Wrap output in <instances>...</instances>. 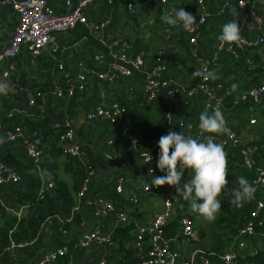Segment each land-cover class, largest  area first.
Wrapping results in <instances>:
<instances>
[{
	"label": "crops",
	"instance_id": "crops-1",
	"mask_svg": "<svg viewBox=\"0 0 264 264\" xmlns=\"http://www.w3.org/2000/svg\"><path fill=\"white\" fill-rule=\"evenodd\" d=\"M66 1L49 0L57 14L66 12ZM69 1L75 5L78 0ZM237 1L203 0L208 17L199 38L195 44H191L190 37L182 26H165L157 0H94L85 10L87 24L77 25L67 33L54 37L51 46L57 48L55 55L46 48L40 55L31 56L23 47L13 62L14 70L8 78H3L5 64H0V83L8 86L7 94H0V138L5 141L0 143V158L22 177L19 184L0 187V260H7L11 253L6 251L8 244L1 241V234L4 231H16V223L12 226L13 219L17 218V213L20 218L28 214L29 204L37 201L39 187L48 181L54 183V179L64 182L72 191L74 208L79 203L77 193L89 167L91 182L78 209L73 211L72 208L70 216H66L61 201L55 199L56 213L49 216L45 210L47 218L40 225L39 232L26 241L32 244L14 249L12 257L19 264H37L47 254L58 252L64 247L67 254L53 264H96L101 260L106 264H143L146 250L134 248L135 235L139 227L148 225L154 214L161 210L162 195L139 194L143 185L138 177H143L149 184L151 177L146 174L138 154L151 150V142L160 139L166 126L175 132L190 133L193 138L200 132L199 115L205 111L207 100L200 92H195L193 96L188 93L199 82V77H194L193 72L199 69L202 60L216 57L209 71H214L219 78L210 79V83L216 88L215 100L221 97L224 99L221 111L227 126L240 135L242 143L264 140V99L260 106H253L249 101H238L242 92L257 88L263 80L264 74L253 73L247 67V60L257 59L256 64H262L264 43L255 49L229 54L226 51L228 44L220 47L218 40L222 26L233 19H238L242 37L264 39V1L250 0L242 9L237 6ZM168 2L173 9L183 8L194 17L200 14L196 0ZM127 4H131L137 13L132 14ZM225 4L227 7L224 14L218 16L217 12ZM16 23V14L11 9L0 6V51L8 43ZM101 24H104L102 28H95ZM117 40L128 45L131 57H143L146 70L155 65V58L161 52V63L166 66L164 76L169 82V90L173 92L172 97L161 92L154 101L146 102L143 92L145 74L142 72L133 73L129 77H113L111 82L98 78L99 74H108L112 56L117 52V48L110 44ZM95 56L102 58L96 60ZM58 65L62 66L60 70H57ZM80 74H84L86 79L83 91L75 90L70 96L56 95L57 87L61 86L66 90L65 75L70 84L76 85ZM233 84L238 85L235 91L232 90ZM29 88H36L44 93L42 105L36 108L28 106L26 91ZM227 90L229 95H226ZM114 103L125 110L123 126L87 119L93 108ZM10 114L12 117H9ZM11 118L19 121L24 134H28L29 124L45 122L46 127L38 132L43 139V158L38 166L27 156L21 142L7 140V121ZM251 119L256 120V123L252 126L249 137L244 138L243 126ZM64 122L70 124L73 131L72 144L84 150V157L72 158L66 155L65 150L71 142L60 140L54 129L55 124ZM189 124L193 125L191 129L187 127ZM126 132L133 133L138 139L135 152L131 151L124 138ZM224 136L225 134L216 135L215 140ZM239 149L232 146L224 149L228 161L227 176L233 175L236 178L227 182L218 197L219 202L223 199L232 201L233 190L239 187L240 177L247 179L249 183L253 178V172L242 165ZM152 151L158 160L159 147ZM257 157L264 166V151L259 152ZM47 165H51L55 177L47 175ZM155 170L156 177L165 175L157 166ZM119 177H123L125 182L122 193L118 194L115 192V182ZM190 179V170H185L181 184ZM76 183L80 187L73 192ZM132 194H139L138 202H129ZM104 201L113 203L124 212L128 222L119 225L113 216L95 218V207ZM45 202L46 200L43 201ZM251 208L252 203L246 202L242 207H237L230 217L243 218ZM220 214L221 209L214 220L207 221L193 213L190 203L181 196L174 205L173 218L163 230L164 238L171 239V248L181 253L183 259L177 264H182L196 249H211L215 246V224ZM182 216L192 220L196 240L182 235L179 224ZM67 218H70L69 222H66ZM94 228H99L103 234H110L112 245L76 248L78 238ZM251 244L256 253L264 247V237H255ZM226 248L225 246L224 249Z\"/></svg>",
	"mask_w": 264,
	"mask_h": 264
},
{
	"label": "built area",
	"instance_id": "built-area-1",
	"mask_svg": "<svg viewBox=\"0 0 264 264\" xmlns=\"http://www.w3.org/2000/svg\"><path fill=\"white\" fill-rule=\"evenodd\" d=\"M94 0H78L75 5H72L69 0L66 1V12L57 14L54 12L49 0H0L1 7H7L11 9L17 17V23L12 30L11 37L9 38L6 46L0 51V64H5L2 72L3 78H8L10 73L14 70V60L21 53L23 47H25L31 56H38L43 50L48 48L52 55L57 53V48L51 46L54 37L67 33L75 28L77 25L87 24V16L85 10L93 3ZM152 2L153 0H147ZM161 7L162 15L172 14L173 7L168 0H157ZM250 0H238L237 6L242 9L245 8ZM264 1V0H261ZM200 9L199 16L195 17L194 31H186L190 37L189 42L195 44L201 34V30L205 25L206 18L208 17L206 7L203 0H196ZM226 4L221 6L217 12L218 16L224 14ZM128 10L132 14L137 13L131 4H127ZM165 26L169 28H176L170 26L164 22ZM104 24L95 26V28H102ZM264 43L262 37L258 39H249L242 37L241 42L238 45L227 46L226 51L229 54H235V51H246L247 49H255L260 47ZM105 44V43H103ZM111 47L117 48V52L112 56L113 61L110 65L108 74H99L98 78L104 82H111L113 77H129L133 73L145 74V83L143 86V92L146 102L154 101L161 92H165L167 96L172 97L173 92L169 90V82L165 79L166 66L161 63L162 55L159 52L155 58V65L149 69H145V61L141 56L131 57L128 53V45L121 40L112 41ZM101 56H95V59H101ZM216 57L208 60H202L199 69H209L214 65ZM249 69H254L252 60H247ZM264 69V62L259 65ZM61 65L57 66V70L61 69ZM66 80V90L57 87L55 93L58 97H63L64 94L70 96L75 90L83 91L86 87V79L84 74H80L77 77V84H70L67 75L64 76ZM65 82H63L64 84ZM216 88L210 83V79L205 81L202 77H199V82L194 89H191L188 93L189 96H193L195 92L203 94L207 100L204 105V110H207L210 114L212 111L219 107L222 108L223 97L215 100ZM230 92L227 90L226 95ZM27 104L29 107L36 108L43 104L44 93L36 88H29L26 91ZM264 99V78L257 88H251L245 92H242L238 98V101H249L253 106H260ZM251 110V108H250ZM12 117V114L9 115ZM125 110L123 107L114 103L109 106H97L89 111L87 119L91 122L97 120H103L111 125H124ZM256 123V120H249L246 125L243 126L242 136L246 138L251 134V128ZM230 134H225L224 138L215 140L216 143L222 144L224 149L232 146L234 148L239 147V151L242 157V165L253 172V178L250 184L254 187V197L250 200L252 208L247 213V219L243 228L239 230L238 235L232 240L226 249L220 251H213L210 248H199L194 250L188 258L182 264H240V259L243 258V254L254 253L255 249L252 247V240L259 236L256 233V228L262 226L264 223V166H258L254 158V154L257 151L256 146H248L245 143L240 142L241 137L229 126ZM54 129L58 132V138L63 141L71 142L65 150L66 155L72 158H82L85 156V152L82 148L76 147L72 144L73 131L68 122L63 124H55ZM63 130V131H62ZM169 132V127L164 128L162 134L166 135ZM6 138L9 141H19L24 147V150L29 158H31L38 166L39 161L43 158V139L37 132H31L24 134L22 127L17 126L13 130H8ZM205 134L198 133L194 138L200 142H206ZM247 137V138H248ZM124 138L128 143L131 151H136L138 147L137 137L130 132L124 134ZM159 139L151 142V150L139 152L140 160L147 158L150 153L152 160L149 164H143L146 169V174L149 176V168L153 170L152 177H156L157 157L153 153V149L158 148ZM142 162V161H141ZM143 163V162H142ZM128 165V163H126ZM90 168L87 167L86 176L82 180L81 187L77 193V199L80 200L85 196L89 184L91 182ZM22 177L19 173L14 171L10 166H7L1 161L0 158V187L4 185L19 184ZM124 178L119 177L115 182V192L122 193ZM182 187L183 184L180 183ZM54 187V183L48 181L46 184H42L37 191V201H45L46 193ZM158 193L162 195L161 210L156 212L148 225L141 226L135 235L134 248L140 250L144 248L146 250V260L143 264H177L183 258L181 253L171 248V239L164 238L163 230L173 218V210L176 202L181 198V194L176 192L174 186H152L150 191L145 190L144 186L140 188L139 194ZM139 194H132L129 198L130 203H136L139 199ZM79 203L73 208L76 211L79 207ZM93 215L97 219H104L109 216H113L119 225L126 224L128 222L127 215L119 210L113 203L109 201L100 202L94 209ZM17 219H20V214L17 213ZM70 218L66 219L69 222ZM179 224L182 228L181 233L183 236L196 240V232L193 228L192 220L189 217L182 216L179 219ZM65 231L63 230V233ZM13 230L8 231L9 243L6 247L7 252H11L14 249L24 248L32 244V242L16 243L13 240ZM264 237L263 235H260ZM112 237L110 234H103L99 228H94L89 232L80 236L75 243L76 248L88 249L94 246H111ZM11 253L7 260H0V264H19L17 260L12 257ZM67 254L66 248H61L58 252L49 253L37 264H53L59 258L64 257ZM62 264H68L63 262ZM96 264H106L101 260Z\"/></svg>",
	"mask_w": 264,
	"mask_h": 264
},
{
	"label": "clouds",
	"instance_id": "clouds-1",
	"mask_svg": "<svg viewBox=\"0 0 264 264\" xmlns=\"http://www.w3.org/2000/svg\"><path fill=\"white\" fill-rule=\"evenodd\" d=\"M161 20L174 27L182 26L185 31H194L197 24L195 17L183 8H174L172 14L162 15ZM241 27L238 19H233L222 26L221 34L218 36L220 47L225 44L229 46L238 45L241 40ZM194 77H202L205 81L218 79L214 71L197 69L193 72ZM238 85L233 84L235 91ZM7 84L0 83V94H7ZM188 129L193 127L189 124ZM198 128L200 133H207L206 142H200L193 136L184 132L169 130L166 135L158 141L159 154L157 168L165 173L163 176L152 177L153 170L149 168V184L143 177H138L145 190L150 191L152 186L164 185L174 186L176 192L180 193L185 201L190 203V209L207 221H212L221 208L218 197L227 185V153L222 144L216 143V135L230 134L227 122L219 107L210 114L207 110L199 115ZM0 138V143H4ZM152 156L141 160L143 164H149ZM140 161V162H141ZM139 162V163H140ZM185 170H190L191 179L180 186ZM255 189L247 179L239 178V187L233 190L231 203L242 207L254 197Z\"/></svg>",
	"mask_w": 264,
	"mask_h": 264
},
{
	"label": "trees",
	"instance_id": "trees-1",
	"mask_svg": "<svg viewBox=\"0 0 264 264\" xmlns=\"http://www.w3.org/2000/svg\"><path fill=\"white\" fill-rule=\"evenodd\" d=\"M254 59L255 57L253 58V60ZM256 60L257 59L253 61L256 67L251 71L253 73L257 72L264 74V69L261 68L258 64H256L257 63ZM262 78H264L263 75ZM232 97L233 95L230 96L229 99H231ZM234 99H236V97ZM7 123H8L7 130H13L17 126H20L19 121L15 120L14 118L8 120ZM45 125H46L45 122L39 124H29L27 132L28 134L31 132L38 133L41 129H44L46 127ZM245 144L248 146L257 147V151L254 154V158H256L255 160L258 166H263L261 161L257 159L259 158L257 157V155L259 154V152L264 151V140L257 142L250 141ZM46 168L49 172V174L47 173V175L51 177V175H53L51 165H47ZM53 177H55V175H53ZM235 178L236 176L229 175L227 176V182L230 183ZM80 185L76 183L74 185L73 192L78 191ZM45 197H46L45 203H43V201H34L33 203L29 204V210H28L29 212L27 215L21 217L20 219L17 218L13 219L12 226L15 223L17 226H16V231L14 232L12 238L16 243L29 241L37 235V233L40 230V225L43 222H45L47 218V215L45 214V210H47V214L49 216L54 215L56 213L55 199L61 201L64 214L66 216H70L71 209L74 206L73 194L72 191H70L69 188L64 184V182L54 179V187L46 193ZM220 204H221V208H220L221 214L215 224L216 233L213 239L215 246L211 247V250L213 251H220L223 250L225 246L227 247L232 242V240L238 235L239 230L243 228L245 221L247 219V215L240 219L231 218L230 216L236 212L237 206L233 205L228 200L223 199L220 202ZM255 230L256 233L264 236V223L262 224V226L257 227ZM7 234L8 231H4V233L1 234V241L4 244L9 243ZM240 264H264V247L261 250L257 251L256 253H247V254L244 253L243 258L240 259Z\"/></svg>",
	"mask_w": 264,
	"mask_h": 264
}]
</instances>
